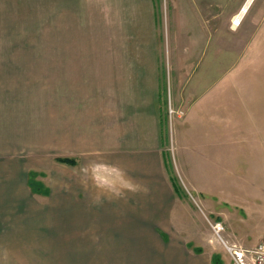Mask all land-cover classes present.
Segmentation results:
<instances>
[{
	"label": "rangeland",
	"instance_id": "obj_1",
	"mask_svg": "<svg viewBox=\"0 0 264 264\" xmlns=\"http://www.w3.org/2000/svg\"><path fill=\"white\" fill-rule=\"evenodd\" d=\"M126 1L131 10L136 0ZM247 1L144 0V31H83L60 47L55 0H0V158L16 155L34 205L1 209L0 264H172L197 248L232 260L229 235L242 247L264 241V0L238 26ZM155 49L170 91L161 143H108L107 118L120 113L117 97L108 110L105 59ZM60 59L81 60L74 168L57 160Z\"/></svg>",
	"mask_w": 264,
	"mask_h": 264
},
{
	"label": "crops",
	"instance_id": "obj_2",
	"mask_svg": "<svg viewBox=\"0 0 264 264\" xmlns=\"http://www.w3.org/2000/svg\"><path fill=\"white\" fill-rule=\"evenodd\" d=\"M137 1L130 10L129 3L127 4V1L125 3V0H55L56 23L54 24L57 26L56 31L63 33L58 35L60 41L58 45L60 47L77 46L79 44V39L77 38L83 31H144L146 3L144 0H139L140 3ZM147 1L149 6L150 2L149 0ZM45 3L48 7L50 0H43L44 5ZM50 6L52 7V4ZM150 11L149 7V13ZM148 20L153 28L149 31L155 30L156 23L153 12L150 13ZM106 45L111 47L120 46L117 44L112 45L111 43ZM157 59V49L153 51L152 57L146 59H105L104 88L105 94L108 96V110L110 112L111 110L114 111L112 101L113 97H117L114 112L119 110L120 113V115L117 113L113 116L109 115L107 118L109 122L108 126H105V136L108 139V143L119 144L122 148H134L136 144H144L146 146V144L161 143L160 96L163 95L166 100L170 91L167 86L168 75L161 76ZM57 70L60 88L62 87L60 89L62 97L60 96L58 99L60 114L57 126V144L65 151L62 157L76 159V156L80 154V134L82 129L81 104L78 94V89H81V60L60 59ZM16 160V155L15 157L10 155L0 158V217L6 215V211H3L2 213L4 214H2L1 209L21 206L25 209V213H29L31 207L33 208L34 206L33 204L31 206L32 199L24 186L25 182L29 183V179H24L23 169L18 166L21 163L19 164ZM77 163L78 159H76V164H63L65 167L74 168ZM60 176H62L60 180H66L65 174ZM78 177L80 178V176ZM152 179L154 181V178ZM73 180H76L73 176L67 179L69 182ZM78 188L80 191L81 186H78ZM70 190L68 188L67 192ZM71 192L65 194L64 198L71 203H69L70 208H78L80 212L82 200L77 195L75 197V194ZM15 197L21 199L19 201L20 205H16L14 202L12 207L10 203L11 201L13 202ZM66 200L65 202L68 203ZM83 205L85 206L86 204L83 203ZM27 208L29 209L27 210ZM13 212L14 209L10 213L12 214ZM98 213L107 215L105 210ZM11 214L8 218L4 217L7 223L11 220ZM78 215L80 217V214ZM73 222V224L79 223L77 215H73ZM229 236L231 245L236 244V241L232 242L234 237L232 235ZM201 249V251L194 250L196 252L194 255L184 249V254H178L172 264H212V262L213 264H233L232 255L231 260L219 252L213 253L212 251L207 255L204 252V248ZM214 254L219 255V263H214ZM235 264L237 263L235 262Z\"/></svg>",
	"mask_w": 264,
	"mask_h": 264
},
{
	"label": "built area",
	"instance_id": "obj_3",
	"mask_svg": "<svg viewBox=\"0 0 264 264\" xmlns=\"http://www.w3.org/2000/svg\"><path fill=\"white\" fill-rule=\"evenodd\" d=\"M235 24H240V21L237 20ZM214 227L218 233L224 228L221 224H216ZM226 247L237 264H264V241L254 247L228 244H226Z\"/></svg>",
	"mask_w": 264,
	"mask_h": 264
},
{
	"label": "trees",
	"instance_id": "obj_4",
	"mask_svg": "<svg viewBox=\"0 0 264 264\" xmlns=\"http://www.w3.org/2000/svg\"><path fill=\"white\" fill-rule=\"evenodd\" d=\"M58 161L60 162H64V163H69V164H76V159L75 158H71V157H62L59 156L57 158ZM201 248H197L196 251H201ZM213 261L214 263H219L220 262V257L218 254H214L213 256Z\"/></svg>",
	"mask_w": 264,
	"mask_h": 264
},
{
	"label": "bare ground",
	"instance_id": "obj_5",
	"mask_svg": "<svg viewBox=\"0 0 264 264\" xmlns=\"http://www.w3.org/2000/svg\"><path fill=\"white\" fill-rule=\"evenodd\" d=\"M252 2H253V0H248V1L246 2V4L243 6V8L241 9V11L235 16V19L240 21V24H239V25H241V22H242V20H243L245 14H246V12H247V9H248L249 5H250ZM239 25H238V26H239ZM235 28H236V27H235Z\"/></svg>",
	"mask_w": 264,
	"mask_h": 264
}]
</instances>
